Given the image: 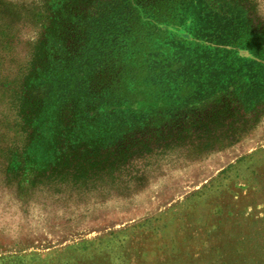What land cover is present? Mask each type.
I'll list each match as a JSON object with an SVG mask.
<instances>
[{"label": "rangeland", "instance_id": "1", "mask_svg": "<svg viewBox=\"0 0 264 264\" xmlns=\"http://www.w3.org/2000/svg\"><path fill=\"white\" fill-rule=\"evenodd\" d=\"M205 3L220 15L197 0L208 10L204 21L188 27L195 40L167 39L169 58L163 59V52L161 58L149 56L159 85L180 82L182 89L176 86L174 93L184 96H174L183 108L199 102L204 90L189 96L191 88L178 75H195L186 70L195 63L213 78L212 87L217 84L211 92L222 89L227 96L232 87L239 98L238 74L264 70L220 49L236 45L239 28L253 31L254 38L264 32V0ZM95 5L108 12L86 21L100 32V39L93 36L90 56L123 55L125 46H103L106 34L113 44L121 42L122 0H0V264H264V109L251 106L261 98L254 91L240 116L221 113L207 123H188L179 133L164 131L162 146L133 147L126 158L102 168L98 160V167L94 162L81 172L74 173L71 163L50 170L51 150L28 138L18 102L38 42L63 10ZM186 25L182 14L177 31ZM148 116L128 114L116 124L134 128ZM28 156L40 164L29 176L21 169Z\"/></svg>", "mask_w": 264, "mask_h": 264}, {"label": "trees", "instance_id": "2", "mask_svg": "<svg viewBox=\"0 0 264 264\" xmlns=\"http://www.w3.org/2000/svg\"><path fill=\"white\" fill-rule=\"evenodd\" d=\"M191 1L122 0L126 10L121 14V42L113 44L111 36L106 34V45L103 44L110 49L125 46L127 51L121 56L103 52L94 57L88 51L93 36L100 39V32L94 33L91 22L86 21L102 19L101 16L108 10L103 11L97 5L87 10L69 9L52 19L44 37L38 42L30 68L23 78L18 102L22 128L27 130L30 141H42V146L53 154V168L50 170L55 171L71 163L74 173L81 172L85 170L84 166L88 167L94 162L97 164L98 160L104 163L101 166L97 164L102 168L113 164L116 158H126L133 147L139 151H147L151 145L160 147L167 140L165 133H179L188 123L197 120L207 123L212 115L221 113L225 116L235 113L233 116H236L239 110L246 112L249 104L245 98L249 91L261 97L251 106H257V111L264 109V83L259 84L264 78V70L255 73L245 68L243 73L238 74L242 80L239 83L242 85L239 98L232 87H229L227 96H224L222 89L211 92L217 84L212 87L210 83L213 78L204 74L202 69L205 67L201 69L195 63L194 68L191 65L194 70L186 69L192 70L195 75L186 71L178 73L184 78L183 85L191 88L189 96H196L200 89H204L199 95L201 98H197L201 103L195 102L187 108L179 106L175 99L181 94L180 91L174 93L182 89L180 82H170L164 86L153 78L156 72L151 71L152 58L149 56L157 53L155 57L161 58L164 53L163 59L169 58L171 49L167 39L195 40L190 28L204 21L206 9L210 7L214 14L220 15L205 0L198 2L207 8L199 6L197 0L196 5ZM206 1L216 6L220 3L235 5L237 0ZM237 6L243 11V6ZM189 7H194L192 13ZM85 11L87 14H84ZM182 14L189 24L183 28L184 32L177 31ZM198 30L202 31L199 27ZM237 33L239 37L235 39V46L217 42L223 44L220 49L264 66V42L258 40V35L264 40V32H257L256 38L249 29L244 32L239 28ZM240 51L245 55H239ZM85 65L87 69L83 70ZM169 68L175 72L180 66ZM236 68L232 70L237 72ZM188 79L196 82L191 83ZM176 86L178 89H175ZM261 88V92H258ZM212 94L215 95L210 102ZM232 101L236 103L235 106H232ZM144 113L149 114L148 118L145 117L134 128H123L116 124L129 119L128 114L142 117ZM38 165L33 156H28L21 169L29 176L40 171ZM43 166V171H46L48 165Z\"/></svg>", "mask_w": 264, "mask_h": 264}, {"label": "bare ground", "instance_id": "3", "mask_svg": "<svg viewBox=\"0 0 264 264\" xmlns=\"http://www.w3.org/2000/svg\"><path fill=\"white\" fill-rule=\"evenodd\" d=\"M194 8V7H193Z\"/></svg>", "mask_w": 264, "mask_h": 264}]
</instances>
